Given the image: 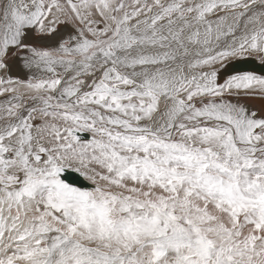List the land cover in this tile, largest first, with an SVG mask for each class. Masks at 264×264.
<instances>
[{"label":"snow or ice","instance_id":"6c2138e0","mask_svg":"<svg viewBox=\"0 0 264 264\" xmlns=\"http://www.w3.org/2000/svg\"><path fill=\"white\" fill-rule=\"evenodd\" d=\"M249 58L264 0H0V264H264Z\"/></svg>","mask_w":264,"mask_h":264},{"label":"water","instance_id":"95a60500","mask_svg":"<svg viewBox=\"0 0 264 264\" xmlns=\"http://www.w3.org/2000/svg\"><path fill=\"white\" fill-rule=\"evenodd\" d=\"M248 70H253L258 74H264V65H260L256 60L247 59L243 61H232L222 70L223 75H230L236 72H244ZM69 180H76V175L72 174Z\"/></svg>","mask_w":264,"mask_h":264},{"label":"bare ground","instance_id":"6f19581e","mask_svg":"<svg viewBox=\"0 0 264 264\" xmlns=\"http://www.w3.org/2000/svg\"><path fill=\"white\" fill-rule=\"evenodd\" d=\"M249 59H251V58H249ZM254 60V59H253ZM256 62H258L259 63V61H256ZM260 64V63H259ZM260 65H262V64H260ZM226 67V66H225ZM223 70V69H222ZM221 70V71H222ZM248 71H252V72H254L253 70H248ZM256 73V72H255ZM233 74H235V73H233ZM256 74H258V73H256ZM229 75V74H228ZM228 75H224L225 77H227ZM231 75V74H230ZM259 75V74H258Z\"/></svg>","mask_w":264,"mask_h":264}]
</instances>
